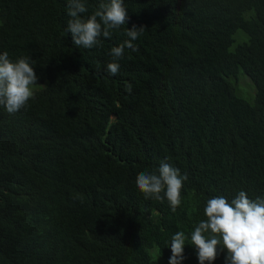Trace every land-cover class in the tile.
I'll return each mask as SVG.
<instances>
[{"label":"trees","instance_id":"trees-1","mask_svg":"<svg viewBox=\"0 0 264 264\" xmlns=\"http://www.w3.org/2000/svg\"><path fill=\"white\" fill-rule=\"evenodd\" d=\"M123 4L126 24L85 49L67 0H0V53L35 60L39 87L14 114L0 106V264H168L177 231L182 264H199L190 233L206 201L264 198V0ZM133 25L145 29L110 75ZM164 158L188 176L175 213L135 183Z\"/></svg>","mask_w":264,"mask_h":264},{"label":"clouds","instance_id":"clouds-1","mask_svg":"<svg viewBox=\"0 0 264 264\" xmlns=\"http://www.w3.org/2000/svg\"><path fill=\"white\" fill-rule=\"evenodd\" d=\"M87 11L84 0H67L70 17L67 32L79 48L91 49L99 45L101 36L110 38L111 30L120 28L128 20L123 0H100L90 16L82 17L81 14ZM144 29V26L136 25L127 28L126 35L130 39L111 49L113 61L106 66L110 75L118 73V61L123 58L125 47L135 50L132 41ZM35 64L30 56L13 61L7 51L0 53V106L9 114L26 108L29 100L35 98L33 86L38 84ZM125 90L131 93L132 85L126 83ZM187 179V173L182 174L168 158H164L155 170L139 172L135 183L145 199L161 202L167 199L175 213L181 204V190ZM204 215L206 219L200 220L190 233V243L195 247L199 264H213L221 253H226L224 264H264V198L251 199L243 190L230 201L223 195L213 196L206 201ZM188 239L184 231H177L171 237L168 264H182Z\"/></svg>","mask_w":264,"mask_h":264},{"label":"rangeland","instance_id":"rangeland-1","mask_svg":"<svg viewBox=\"0 0 264 264\" xmlns=\"http://www.w3.org/2000/svg\"><path fill=\"white\" fill-rule=\"evenodd\" d=\"M246 36V35H245ZM234 37L236 38V40H234V42L229 46V49H234V47L236 46V44L244 41L242 40L244 35L242 33V31L240 30H237L234 34ZM239 76H238V79H237V82L235 84L236 86V93L241 96L242 98H244L245 100L247 101H252L253 99V94L255 92V88H254V85L252 84V82L250 81V79L242 72V71H239ZM35 90L36 89H39V87H36L34 88Z\"/></svg>","mask_w":264,"mask_h":264}]
</instances>
